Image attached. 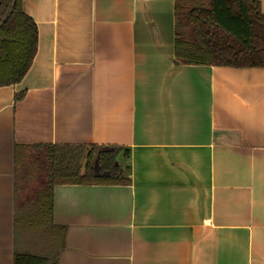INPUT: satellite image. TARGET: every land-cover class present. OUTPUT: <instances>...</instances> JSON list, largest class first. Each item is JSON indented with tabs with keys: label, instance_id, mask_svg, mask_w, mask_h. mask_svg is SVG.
<instances>
[{
	"label": "crops",
	"instance_id": "1",
	"mask_svg": "<svg viewBox=\"0 0 264 264\" xmlns=\"http://www.w3.org/2000/svg\"><path fill=\"white\" fill-rule=\"evenodd\" d=\"M22 7L37 41L23 78L0 86V264L14 144L44 143L116 146L129 179L53 186L57 264H264V65L177 62L174 0Z\"/></svg>",
	"mask_w": 264,
	"mask_h": 264
},
{
	"label": "trees",
	"instance_id": "2",
	"mask_svg": "<svg viewBox=\"0 0 264 264\" xmlns=\"http://www.w3.org/2000/svg\"><path fill=\"white\" fill-rule=\"evenodd\" d=\"M174 19L177 62L264 65V8L257 0H174ZM36 41V24L24 12L22 0H0V86L23 78ZM116 149L96 144H14L12 264H57L66 228L53 221V186L127 182L116 164Z\"/></svg>",
	"mask_w": 264,
	"mask_h": 264
}]
</instances>
